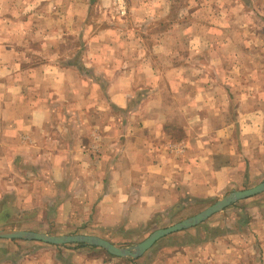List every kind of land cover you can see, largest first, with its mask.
<instances>
[{
  "label": "crops",
  "instance_id": "crops-1",
  "mask_svg": "<svg viewBox=\"0 0 264 264\" xmlns=\"http://www.w3.org/2000/svg\"><path fill=\"white\" fill-rule=\"evenodd\" d=\"M37 1L30 8L32 22L39 19ZM14 8L15 16L27 13ZM15 16L0 17V228L53 237L79 234L125 246L180 221L183 208L218 201L264 174V72L256 77L261 81L240 89L243 102L234 121L216 120L215 112L228 110L231 91L215 85L214 55L206 57L213 65L207 82L193 72L190 86L178 54L161 58L169 69H150L139 56L131 66L109 64L103 70L107 63L87 58L88 49L81 52L83 39L75 61L57 56L52 46L59 39L39 38L35 23L25 26ZM12 25L16 31H8ZM26 31L35 35L37 52L23 39ZM263 39L256 37L262 50ZM207 44L214 52L215 43ZM139 69L151 80L146 87L134 83ZM91 79L94 114L87 112ZM99 79L108 80L107 102ZM216 96L224 101L217 104ZM108 108L110 115L104 113ZM200 111L211 116L203 119ZM234 126L239 137L233 142ZM93 129L99 134L92 140ZM92 142L97 157L87 151ZM215 229L208 238L205 229L178 232L190 239L182 243L174 233L165 237H175L170 246L111 263L264 264V192L243 200V219ZM98 251L0 240V264L110 263Z\"/></svg>",
  "mask_w": 264,
  "mask_h": 264
},
{
  "label": "rangeland",
  "instance_id": "rangeland-1",
  "mask_svg": "<svg viewBox=\"0 0 264 264\" xmlns=\"http://www.w3.org/2000/svg\"><path fill=\"white\" fill-rule=\"evenodd\" d=\"M17 1L19 0H2V2L0 0V17L2 20L8 21L14 18L15 15L13 14L16 10L14 6L23 8V11L27 13L25 15L18 14L15 17L20 21L24 20L25 26H31L35 23L40 31L39 38L59 39L60 44L52 46L57 56H70L71 60L75 61L79 56V42L83 39L85 42H81V52L84 53L88 49L87 58L90 56L91 60L95 62L97 60L98 63L101 59L103 65L107 63L103 70H106L105 66H109V64L120 67L126 63L127 66H131L134 64L133 58L139 56L148 61L147 67L150 69L151 66L153 69H169V63L165 64L161 58L178 54L182 56L183 71L188 73L185 85L190 86V73L199 71L198 80H207V72L209 71L211 74L213 65L206 60V57L214 55L216 58L215 85L218 89L221 86L230 87L227 91H231L228 95L230 98L226 100V103L230 104L228 110L226 113H222L221 110L215 112L214 119L216 120L226 117L227 121H234L235 108L243 102V94L239 93L240 89L243 93V86L248 87L256 81H261L256 77L259 78V75L264 72V50L256 42L257 36L264 38V0H38L37 5H39L36 10L39 19L35 22H32L33 19L31 18V13L34 10L30 8L36 0H23V3L19 5L16 4ZM144 8L148 13L145 12ZM130 9H136L140 12L133 14L131 11L129 12ZM12 24H16V22ZM80 24L81 26L85 25L82 26L81 31L79 29ZM209 26H211V30L207 28ZM16 29V25H12L8 31L13 32ZM27 33L26 31L23 39L32 45L29 50L37 52L40 48L34 46L32 41L35 40V35L32 31ZM250 38L252 40H248ZM165 39L173 45H162V43L159 45V42H163ZM209 40L216 45L214 52L211 50L212 46L209 47L207 44ZM262 41L264 43V39ZM198 42L199 45H197ZM43 52L47 53L46 50ZM130 56L132 57L130 58ZM141 65H145V61ZM171 65L172 63H170ZM137 68L139 67L137 66ZM139 72L141 73L142 70L139 69ZM141 74L143 76L140 75L134 83L139 84L140 87H146L151 80L145 76L144 72ZM93 81V79L89 80L88 84V108L91 109L87 112L94 114L93 104L97 101V93L93 89V84L91 85ZM107 81L100 80L99 84L105 102H107L106 98L108 97L106 94ZM216 98L217 104L224 101L218 96ZM112 109L116 110L113 107ZM104 113L110 115L111 110L108 108ZM114 113L117 115V112ZM193 113L196 114V112ZM199 113L203 119H206L208 113L211 116V112L200 111ZM118 115L119 118H123L122 112ZM234 130L232 132L233 142L239 137V131L235 126ZM97 134H99V130L93 129L92 140L98 136ZM177 134L180 132L177 131ZM87 149L91 152L89 153L91 156H98L97 143H90ZM263 181L264 174L256 175L255 182L249 181L248 186H243L241 190L225 192L218 199L221 200L231 192L252 189ZM216 202L213 200L206 204L203 202L201 204L194 203L193 206L185 207L179 213L180 221L175 220L172 224H165L156 230L166 229L187 220ZM235 204L211 216L189 231H196L201 234L203 229L215 230L218 226L234 225L237 217L243 219V200ZM0 230L6 229L0 228ZM182 232H186V230ZM177 234L181 238L179 243L190 240L186 239V235L182 233ZM170 239L162 238L152 247L164 246L165 248L170 246ZM142 241L143 239L137 240L135 243L138 244ZM135 243L117 247L129 248ZM66 246L77 248L75 245ZM98 250L107 256L106 258L110 260V263L111 261L119 263L121 262L119 260H122L109 256L101 249Z\"/></svg>",
  "mask_w": 264,
  "mask_h": 264
},
{
  "label": "water",
  "instance_id": "water-1",
  "mask_svg": "<svg viewBox=\"0 0 264 264\" xmlns=\"http://www.w3.org/2000/svg\"><path fill=\"white\" fill-rule=\"evenodd\" d=\"M264 192V181L252 189L245 191H235L231 192L227 196L223 197L221 200L214 203L212 206L208 207L201 213L188 218L182 222H179L169 228L156 230L150 234L142 242L135 244L131 247L121 248L117 247L103 239L92 237V236H82V235H72V236H48L45 234H39L34 232H24V231H8L0 230V240H19L27 242H38L54 247H61L66 245L75 246H85L93 247L103 250L106 254L117 259H129L136 260L141 257L147 250H149L157 241L165 238L174 233L182 232L184 230L191 229L198 226L199 224L206 221L211 216L222 212L226 208L234 205L235 203L255 197Z\"/></svg>",
  "mask_w": 264,
  "mask_h": 264
},
{
  "label": "trees",
  "instance_id": "trees-1",
  "mask_svg": "<svg viewBox=\"0 0 264 264\" xmlns=\"http://www.w3.org/2000/svg\"><path fill=\"white\" fill-rule=\"evenodd\" d=\"M217 229H205L204 230V235H205V237H210V236H213V235H215L216 233H217V231H216ZM78 248H85V246H77ZM90 248H92V249H96V248H93V247H90Z\"/></svg>",
  "mask_w": 264,
  "mask_h": 264
},
{
  "label": "built area",
  "instance_id": "built-area-1",
  "mask_svg": "<svg viewBox=\"0 0 264 264\" xmlns=\"http://www.w3.org/2000/svg\"><path fill=\"white\" fill-rule=\"evenodd\" d=\"M105 264H112V263H105Z\"/></svg>",
  "mask_w": 264,
  "mask_h": 264
}]
</instances>
